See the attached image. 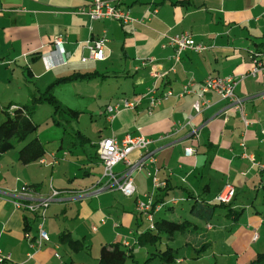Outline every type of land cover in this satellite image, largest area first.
Returning a JSON list of instances; mask_svg holds the SVG:
<instances>
[{"label": "crops", "instance_id": "crops-1", "mask_svg": "<svg viewBox=\"0 0 264 264\" xmlns=\"http://www.w3.org/2000/svg\"><path fill=\"white\" fill-rule=\"evenodd\" d=\"M108 1L128 11L132 18L143 20L89 21L82 9L87 10L92 0H0V84L16 83L15 90L0 92L1 102L14 105L27 98V104L33 93L68 75L71 67L113 61L118 65L106 70L109 76L129 78L133 86L129 94L112 96L114 103L108 105L124 98L133 100L153 87L160 98L150 106L145 96L133 108L121 107L113 117L105 107L100 111L105 130L96 138L92 136L94 140L85 134L90 140L86 144L94 152L85 151V157L76 161L65 159V149L56 152L44 147V157L28 164H21L16 152L0 153V254L9 256L3 264H97L102 243L125 240L133 248L134 261L139 262L136 257L147 255V250L141 251L144 247L138 246L136 237L152 225L155 214L174 213L178 204H183L180 212L190 213L194 199L213 203L226 184L234 187L235 194L248 189L263 193L264 168L252 164L242 153L264 161V77L249 74L252 58L246 51L264 42V0ZM183 31L207 48L201 52L185 49L176 60L166 35ZM58 35L62 50L53 42ZM101 36L106 39V57L81 61L80 57L88 54L82 43ZM45 55H51L55 67H46ZM20 69L27 86L24 90L15 78L20 76ZM153 71L164 74L154 77ZM227 75L238 80L234 96L241 101L242 113L214 90L201 93L206 77ZM62 84H56L53 93ZM196 101L199 110L194 107ZM126 134H141L151 140L147 149L129 154L132 161L145 157L144 166L132 172V196L124 195L104 176L98 155L101 139L113 136L120 141ZM63 143L61 139L58 147ZM187 147L193 148L189 155ZM148 153L154 161L149 160ZM125 167L120 161L112 170L119 174ZM155 169L163 186H154ZM32 183L37 185L36 191L22 194L23 186ZM52 189L60 192L45 211L43 228L49 240L40 247L32 246L26 234H37L38 220L27 209L17 207L14 200L30 202L49 195ZM149 197L154 204L151 213L137 211L136 199L146 202ZM247 218L235 230L231 223L232 233L226 237L233 247H241L236 264H245L264 251V217ZM64 228L74 237H84L90 244L89 252H72L59 243L58 235ZM254 233L258 234L255 240Z\"/></svg>", "mask_w": 264, "mask_h": 264}, {"label": "rangeland", "instance_id": "rangeland-1", "mask_svg": "<svg viewBox=\"0 0 264 264\" xmlns=\"http://www.w3.org/2000/svg\"><path fill=\"white\" fill-rule=\"evenodd\" d=\"M117 65V61H113L112 64L107 62L90 63V65L79 64L77 67H74V69L71 67L68 70V74L73 71L84 72L85 70L92 71L95 69L99 72H106V70H109L110 68L114 69V67L111 66ZM20 71L21 69L19 72ZM112 75L113 74L107 78L99 76L98 78H93L92 80L70 81L56 87L54 89V95L61 97L69 106L74 108L76 107L81 110L80 116L74 119L68 115H57L56 117L60 122V125H57L53 122L51 117L53 114V108L47 103H40L35 107L34 112L31 115L32 120L37 125V129L29 138L37 137L41 142H43L47 151L57 150L56 152H61L65 149L66 153H68V156L65 157V159L70 161H76L79 157H85V151L94 152V148H89V146H87L88 144H85V148L83 147L84 145L82 146L79 143L73 147V133L78 129L91 136V138H93L92 140H94V137L96 138L100 130L103 131L107 127L100 111L107 107L108 103H114V101L111 100V97L114 96L117 98V96L122 95L124 92L128 94L129 92H132L131 88L133 85L131 81L128 80L129 78H119L118 76ZM23 76V73L20 72V76L15 78L19 80V84L24 90L27 86L25 85ZM15 84V81H13L11 85L1 83L0 92L15 90ZM46 86L47 84L44 85L43 88L45 89ZM23 100L24 102L20 103H26L28 99L25 98ZM7 102L8 101H0V121L4 116L3 113H1V109L7 105ZM29 103L30 102L28 101L27 104ZM66 118H68V122H66ZM61 139L63 140L64 145L59 148L58 146ZM20 144L21 143H15L14 147L9 150L11 151L10 153H17ZM70 169H72V166H70ZM234 194L235 190L233 192V196ZM231 205L235 210L241 212L237 221H234L231 217L225 215L226 208L219 207L211 220V225L209 226L205 221L191 215L188 212H180L183 204L176 205L174 213L169 214L162 211L161 213L155 214V218L165 215L169 219L186 218L191 221H195L198 224V229L195 232L189 233L190 238L189 236L186 237L185 234L176 233L174 240L169 242L171 247L177 248L178 250V259L174 264H236L237 250H240L241 247L240 245L233 247L227 242L226 237L230 236L232 233L229 226L231 223H234L235 226H233L232 229L235 230L237 226H241L247 222V216L249 215H260L261 217H264V194L250 189L246 191L237 190ZM212 227L213 229H211ZM206 228H208V231ZM261 236V244H264V229L262 230ZM206 237L209 238L208 240L210 241V245L198 253L194 251L197 244L201 246L204 242L203 239ZM188 240L191 242L187 244ZM146 248L149 249L148 247ZM146 248H141V251H145ZM164 248L165 246L162 244L161 249ZM149 250H151V248ZM146 256L147 255H141L136 258H139V263L141 264L144 262ZM124 264H135L133 257L126 258ZM150 264H157V261L154 260Z\"/></svg>", "mask_w": 264, "mask_h": 264}, {"label": "trees", "instance_id": "trees-1", "mask_svg": "<svg viewBox=\"0 0 264 264\" xmlns=\"http://www.w3.org/2000/svg\"><path fill=\"white\" fill-rule=\"evenodd\" d=\"M260 45L261 46H256L255 48H246L247 53L250 54L251 57L257 53H263L264 42L260 43ZM99 76L105 78L109 76V74L107 72H99L98 70L84 72L75 71L68 75L56 78L49 83L44 90L38 93H33L29 104L17 103L13 105L14 107L12 109H10L12 104L2 107L1 113H3L4 116L0 121V153L12 149L15 143H21L17 150V158L21 164H28L43 158L45 154L43 142L37 137L29 138L37 129V125L32 120L31 116L35 107L40 103L49 104L53 108V114L51 116L52 120L57 125H60L59 119L56 117L57 115H68L76 119L78 118L80 111L61 104L53 93L54 86L59 83L70 81L92 80ZM66 122H68V118H66ZM73 137V147L78 143L83 146L90 142L85 133L78 129L73 133ZM23 187L27 190L36 191L37 185L32 183L26 184ZM262 190L264 193V180ZM138 200L140 199H136V202ZM231 202L232 199L227 203H209L196 198L190 204L189 212L191 215L210 224L216 210L219 207H224L226 208L225 215L231 217L234 221H237L241 212L235 210L232 207ZM152 205H154L153 202L150 203V208ZM137 211L143 212L140 210ZM144 212L146 213V211ZM149 213H151L150 210ZM33 217L38 220V223L40 222L38 216ZM197 229V222L186 218L169 219L165 215L155 219L153 218L152 225L145 230L140 231L136 237L138 246L144 248L148 247L149 249L151 248V250L146 248L147 256L141 264H150L154 260L157 261V264H174L178 259V250L177 248L171 247L169 242L174 240L176 233L188 235L189 233L195 232ZM58 241L59 243L66 245L72 252H89L90 250V244L84 239V237H74L71 231L65 228L60 231ZM125 241H122V243L120 241L102 243L98 252L97 264H124L126 258L133 257V248L129 242ZM162 244L165 246L164 249H161ZM208 245H210V241L203 242L201 246L198 245L195 247L194 251L198 253ZM134 263L140 264L137 261H134ZM247 264H264V251L257 252Z\"/></svg>", "mask_w": 264, "mask_h": 264}, {"label": "built area", "instance_id": "built-area-1", "mask_svg": "<svg viewBox=\"0 0 264 264\" xmlns=\"http://www.w3.org/2000/svg\"><path fill=\"white\" fill-rule=\"evenodd\" d=\"M155 11L156 10L154 9L153 12ZM82 12H84L88 16L89 21L111 18L122 23H132L140 20V19L132 18L128 11L121 9L116 5L111 4L108 0H92L91 6L87 10L82 9ZM142 20L143 19H141L140 21ZM166 38H167L166 44L172 46L175 49L176 60L178 58V55L185 49H190L195 52H201L207 48V46H205L204 44L195 42L192 35L187 31L166 35ZM53 42L55 43L57 50H62L61 35L56 36ZM105 42L106 39L103 36L86 39L82 43V46L87 48L88 54L87 56H81L80 60L81 61H86L89 59L103 60L106 57ZM251 58H252V67L249 71V74L253 77H256L257 75H261L264 77V52L254 54ZM43 59L45 61L46 67L48 68L55 67L56 62L51 58V55H45ZM146 62L147 61L144 60L143 64H145ZM163 74L164 72L162 73L156 71L152 72V76L154 77H159ZM237 83L238 80L232 75H227L222 77L208 76L203 80V83L201 85V93L209 89L214 90L218 94H220L221 97L228 98L229 100H231V102L234 103L235 108L239 109L240 113H242L241 101L234 96V87L236 86ZM168 93L170 92H167L166 94ZM145 96H147V98L149 99L150 106L158 103L160 99L159 96L155 94V87H153L152 89L149 90L148 93H145L142 96H138L133 100H129L126 98L121 99L120 101L116 102L114 105L107 106L106 110L108 113L111 114V117H113V113L117 112L121 107L133 108L137 104H139L140 100ZM13 107L14 106L12 105L10 109H12ZM194 107L196 108V110H199L198 101L194 103ZM244 122L245 124H247L248 121L244 119ZM150 143L151 140L141 134L139 135L126 134L120 141H118L113 136H109L101 139V141L98 144V155L104 167V176H107L111 181V184L117 189H119L126 196H130L135 192V185H134V180L132 178V172L135 169L140 170L145 163V157L143 155L139 156L137 159L132 161L129 158V154L135 150L142 151L147 149ZM185 152L186 154L189 155L193 152V148L187 147L185 148ZM242 155L244 157L249 158L254 165L264 168V161L257 162L252 156L247 155L244 152L242 153ZM149 160L154 161L151 155H149ZM120 161H123L126 164V167L121 173L115 174L112 168L116 163ZM152 178L155 187L163 186L164 183L161 182L159 178L156 176V169L152 175ZM26 191L27 189H24L23 187L22 194H26L25 193ZM59 192L60 191L56 189H52L49 195L38 196L36 199H33L30 202L14 200V204L17 207H22L27 209L29 212H31L32 216H38L40 219V222L37 225V234L35 236H31L28 233L26 234V237L28 238L32 246L40 247L45 241L49 240L48 234L43 228L45 211L50 201L53 199V197L57 196ZM233 192H234L233 186L231 184H226L217 193V195L214 198V201L220 203L230 202L233 197ZM150 203H151V197H149V200L147 202L138 200L136 202V209L143 212L146 211L147 214H150L149 213ZM257 237L258 234L254 233L252 239L255 240L257 239ZM55 256L58 257V254L55 253ZM6 259H9V256H4L0 254V264H3ZM13 264H20V263H13Z\"/></svg>", "mask_w": 264, "mask_h": 264}]
</instances>
